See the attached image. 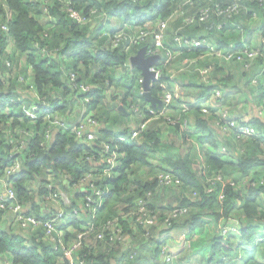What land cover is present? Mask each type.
I'll use <instances>...</instances> for the list:
<instances>
[{
	"label": "trees",
	"instance_id": "16d2710c",
	"mask_svg": "<svg viewBox=\"0 0 264 264\" xmlns=\"http://www.w3.org/2000/svg\"><path fill=\"white\" fill-rule=\"evenodd\" d=\"M191 1L194 7L184 6L183 16L169 19L164 48L171 51L174 58L170 64L165 65V50H162L159 61L154 64L155 68L160 70V77L150 81L152 95L160 98L164 91L169 89L172 93L171 101L168 105L162 103L161 107L152 108L144 96L132 93L136 87V73L139 70L134 67L133 74L119 70L128 59L125 44L113 49L102 48L104 40L98 37L97 28H92L89 22H77L68 12L69 8L74 9L86 19H92L93 10L98 13L107 10L112 16L124 14L128 17L131 0H0V179L13 187L24 209L31 203V209L25 210V213L45 218L54 212V209L48 203L46 210L41 212V202L44 200H38L29 192V183L38 178L46 179L48 172L56 176L60 173L68 175V180L61 185L62 189L70 194L71 200V204L64 209L65 222L63 220L61 228L62 240L66 245L74 242L78 233L86 231L82 226L90 217L89 213L81 209L89 194V185L78 191H74L71 186L79 184L86 173L93 172V184L96 187L109 188L98 217L93 221L94 230L89 234L91 242L83 241L79 250L74 253L76 263L83 260L85 264H174L173 259L168 262L160 252L165 239L156 243L153 236L179 229L190 247L203 245V238L194 241L197 234H202L203 229L202 237L213 232L210 229L209 232L205 230L206 224L210 222L214 223L215 230L217 228L218 231L210 236L209 248L202 246L203 250H209L205 264H264V0H238L239 9L236 15L217 16L212 11L206 21L196 22L183 30L184 16L196 14L201 7H212L213 3L224 6L234 2ZM182 2L183 0H152L148 4L147 1L142 2L140 7L135 8V26L141 25L145 20L141 10L146 4L159 7L154 12L150 11V16H146L148 19H155L156 16L168 19ZM240 23L243 34H250V25L255 24L257 29L256 45L242 43L250 48H258V53L251 59L249 67H246V64L251 60L245 53L241 63L226 62L206 55L208 52L203 48L174 49L170 46L177 32L185 36L200 33L208 34L218 48L227 49L228 39L233 35L237 36L232 25L239 29ZM219 24L222 25L221 28L218 27ZM180 25L183 28L173 33ZM113 32L107 33L112 35ZM151 43L150 35L142 45ZM203 54L206 56L201 59ZM183 60L186 61V66L191 60L194 61L187 71L202 64L211 66V71L206 78L200 77L201 80L190 74L192 77L187 76L182 85V94H176L173 88L167 87V84L172 82L170 67L178 63L181 65ZM224 64L239 65L241 71L238 72L242 82L236 83L232 81L233 76L223 73ZM24 69L30 70L32 85L36 88L38 97L49 101L37 107L38 117L34 123L30 118L19 117L22 107L17 100L19 97L23 101L30 100L26 91L30 85L27 76L19 79ZM69 72L75 73L76 84L83 83L92 88L88 95L94 99L92 107L96 109V116L106 122H109L113 115L124 116V113L116 109L118 103L113 104L112 97L106 101L109 103L107 104L102 93L110 85H118L117 74H120V79H128L121 82L125 91L121 100L123 104H127L128 113V129H123V134L126 136L129 133L130 123L149 119L146 128L140 133V141L118 144L111 138L112 133L102 130L101 137H104L102 140L105 141L97 138L93 144L87 145L81 143L70 130H64L54 134L49 146L40 147L39 142L44 139L43 128L48 123L47 119L54 114L62 117V100L72 106L76 104L73 95L77 94V99L84 97L73 90ZM221 74L226 75L227 84L234 90L240 91L245 87L246 92L242 90L245 93L243 96L249 97L243 100V115L239 116L240 118L233 117L235 125L232 127L228 123L229 120L221 114L223 110L229 112L231 106L226 105L220 113L215 114L216 108L211 107L204 113L201 103L199 104L204 101L209 91L225 88L222 87L223 84L219 87L210 85L213 80L219 83ZM191 78L196 81H191ZM20 85H25V89L21 90ZM161 85H165L166 89ZM193 91L197 92L198 102L196 106L190 104L184 109L182 104L189 102L187 99ZM14 100L16 102H13ZM226 100L227 95L221 96L216 99V104L218 102L219 105H225ZM129 104L138 105L140 117L130 112ZM250 104L255 106L258 115L248 112L247 108L253 107ZM148 106L155 111L154 115L146 110ZM227 117L232 116L229 113ZM211 118L221 137L209 130ZM160 125L168 130L173 129L179 139L185 140L192 136L198 145L209 143L213 148L220 147V153H211L191 145L186 152L182 150L175 155L169 148L177 145V142L173 139L163 142L158 134ZM239 125L252 126L257 133H241L237 129ZM21 131H31L33 135L28 139ZM20 139H23L25 146L14 149L15 141ZM104 143L111 146L113 143L118 144V148L113 151L118 155L117 165L113 167L110 176H100V169L96 170L94 165L87 161V156L97 155L99 158L98 153H104L103 149H100ZM159 146H167L166 156L161 160L162 166L155 167L150 164V159ZM222 147L225 148V153H221ZM14 157L20 161V170L6 175L5 170L16 159ZM144 168L148 172L145 179L139 175V171L142 173ZM160 173H170L178 177L179 183L160 185ZM2 183L0 181V195L4 190ZM44 183L45 181L42 182ZM40 192H44L42 187ZM140 198L145 201L148 210L157 215L155 224L138 226L128 217L129 213L136 211V201ZM8 205L9 202H6L4 207H0V264H69L63 253L53 248L42 227L30 225L22 228L16 220L17 214L11 212ZM174 209L185 210L177 213L175 218L170 217L172 224L166 226L163 221ZM108 221H115L120 226L127 235V241L120 243L117 238L109 240L108 230H104L105 239H94L95 233ZM222 225L237 228V236L233 233L226 237L220 236ZM145 231L149 232L148 239L143 237Z\"/></svg>",
	"mask_w": 264,
	"mask_h": 264
},
{
	"label": "built area",
	"instance_id": "2783aa9c",
	"mask_svg": "<svg viewBox=\"0 0 264 264\" xmlns=\"http://www.w3.org/2000/svg\"><path fill=\"white\" fill-rule=\"evenodd\" d=\"M152 1V0H148ZM133 2V0H132ZM189 6L194 7L193 2L191 0H183V2L177 6V8L173 11V13L169 16L168 19H160L159 16H156L155 19H148L146 16H150V11L154 12L156 8H159L157 6H153L151 4L147 5L146 9L141 11V14L144 15V21L141 25L137 26V29L131 33V32H125V31H119V32H113L112 35H109L108 44L106 47L113 49L120 47L121 45L126 46L127 45H142L145 42V39L148 36H152V43L150 45L146 46L145 49V56H157L160 58V52L162 50H165L164 52V59L163 63L165 65L170 64L171 59L174 58V54L165 49V38H166V29L168 27V21L169 19H172L173 17H176L178 15L183 16V7ZM239 4L238 0H234V2L227 4V5H220L219 3H213L212 7H201L198 9L197 13L194 15H186L184 16L183 23L184 26L193 25L196 22L206 21L211 12H215L217 16H226V17H232L238 13ZM69 16L73 19H75L79 23H87L89 22L90 25L97 24V27L103 28V20L106 17L105 10L101 12H96V10L92 11V19H86L82 17L77 11L74 9L69 8L68 9ZM134 17V18H133ZM132 22L135 26V14L131 15ZM154 25V26H153ZM152 26V27H150ZM221 24L218 25L219 28H221ZM238 27V26H237ZM4 28V27H3ZM102 35H107V32L102 31ZM174 46L172 45L174 49H191V48H203L207 50L206 55H212L213 57H216L219 60L223 61H234L241 63L243 60V53L248 57L249 60L253 59L255 55L258 53V48H250L249 46L243 45L241 48H236L233 45H229L227 49H222L218 47H214L212 42L207 36H185L179 32H177L173 38ZM142 46H145L142 45ZM205 54L201 55L200 58H205ZM129 63V61L127 60ZM157 62V61H156ZM186 62V61H184ZM251 62H247L246 67H249L251 65ZM194 64V61L191 60L186 67H189L190 65ZM130 65V63H129ZM150 71L154 72L155 76L152 78V80H158L160 77V70L155 68L154 64L149 68ZM199 77L206 78L211 71V66L205 65V66H197ZM70 79V83L73 84V90L82 95L83 99H77V94L73 95L76 100V104L81 105L79 109V117L78 119L76 116H72L71 118L67 117H59L58 115L54 114L50 116L47 120L48 123L46 127L43 128V135L44 139L39 142L40 147H46L49 146V143L53 140V136L55 133L59 131L64 130H70L74 136L81 142L86 143L87 145L93 144L95 140L98 138L96 136V121L89 117V111L92 106V101L94 100L89 95V91L92 89L91 87L81 83L76 84V75L74 72H69L68 75ZM137 83H138V96H144V88H143V78L142 76L137 77ZM151 84V82H150ZM30 84L28 86L31 87ZM161 87L165 88V85H161ZM226 88H215L212 91L209 92V94L206 95L203 102H201V108L204 113L208 112L211 107H215L216 99L223 96L224 93H226ZM174 93H178L177 90H173ZM29 93V101H23L20 100L21 97L17 100V103L22 107L21 114H19V117H27L32 119V122L34 123L38 117L36 111L38 106H42L45 103H48L47 101H42V98L38 97L36 88L33 87L32 92L28 91ZM120 92L116 89L114 85H110L106 91L103 92V95L107 100H110L111 97L115 95H119ZM172 93L169 91V89L165 90L163 93V96L159 99L164 103L165 105H168L171 101ZM17 99V98H16ZM13 102H16L15 100ZM150 105V104H149ZM141 107V106H140ZM182 107L184 109H187L189 105L187 103H183ZM130 112L134 113L136 116L140 117V111L137 104H129ZM146 110L150 112L151 114H155L154 110L150 108L149 106L146 107ZM164 110L162 109V112ZM261 112V111H260ZM222 116L229 120V125L232 127L235 125V120L233 117H227L229 115L228 111L223 110ZM46 120V121H47ZM149 119H140V122L138 123H130V131L127 133L126 136L121 138H115V141H127V142H136L140 138V133L143 131L144 128H146V125L148 123ZM238 131L245 134H255L257 131L252 126H242L239 125L237 127ZM23 132V131H21ZM31 131H24L23 134L28 136V139L30 138ZM27 139V140H28ZM14 143V141H13ZM24 142L23 139L16 140L14 149L18 148L19 146H23ZM25 146V145H24ZM104 153L99 152V158H97V155L95 156H87V161L94 166L101 162L104 167L100 168V176L107 175L110 176V173L115 167V161H116V154L113 152L115 149L118 148L116 144L113 143V146L109 145L108 143L102 144ZM225 153V148L222 149L221 153ZM14 161L12 164H10L7 169L5 170V174H14L20 170V161L17 159V157H14ZM97 167V166H95ZM46 175V179H37L36 181H31L28 185L29 192L39 198H42L44 202H41V205L43 206L41 208V212L45 211V206L50 203L52 209H54V212H51L48 214L45 218H37L33 216L30 213H25V210L27 208H23V206L19 203L16 193L12 186L7 185L5 183V180L0 179L2 181L3 185V192L0 195V207H4L6 205V202H9V209L11 212L16 213V220L20 224L22 228H27L28 226L33 227H42L44 229L45 237L52 242L53 248L60 250L63 253V256L68 259L69 264H85L83 260H80L79 262H74V253L79 250L81 247V244L83 241L91 242L89 239V234L93 232L94 228V220L97 219L99 210L103 206V200L109 193L108 186H101L96 187L93 182V176L91 173L88 172L84 175L81 182L77 184L76 186H71L74 191H78L79 189L83 190L88 187L89 194L86 196V199L83 203V208H81L86 213H89L90 217L86 221V223L82 226L86 229L85 232L78 233L77 238L74 242L71 244H67L62 240V223L65 222L64 215H65V208L69 206L68 204H71L70 200V194L66 193L61 185L62 182H66L68 180V175L60 173L59 176L52 175L50 172ZM158 180L160 185H175L179 183L178 177L170 174V173H160L158 174ZM45 181L44 184L42 182ZM95 183V182H94ZM44 189V192H40V188ZM149 195V193H147ZM137 209L134 213H129L128 217L132 220V222L135 225H152L155 224L157 221V215L153 213L152 211L148 210L146 207V203L143 199H137L136 201ZM185 209L182 210H176L170 211L168 213V217L165 221H163V224L166 226H170L172 224L170 217H176L177 213L184 212ZM76 211V210H74ZM21 212H24L25 214H22ZM74 213V212H73ZM64 220V222H63ZM108 230L107 235H110L109 240H112L114 238L119 239L120 243H123L124 241H127V235H125L120 228L119 225L115 221H108L105 225L102 226V229L95 233V240H103L105 239V231ZM237 228H234L232 226H225L222 225L219 231V235L222 237H226L228 234L233 233V235L236 234ZM54 233V234H53ZM145 234L143 237H146L148 239L150 237L149 232H144ZM149 235V236H148ZM189 245V244H188ZM160 252L162 255L165 256V259L170 262L172 259L171 253L168 251V248L166 245L162 246L160 249Z\"/></svg>",
	"mask_w": 264,
	"mask_h": 264
},
{
	"label": "crops",
	"instance_id": "0c3cea01",
	"mask_svg": "<svg viewBox=\"0 0 264 264\" xmlns=\"http://www.w3.org/2000/svg\"><path fill=\"white\" fill-rule=\"evenodd\" d=\"M144 1H147V4L150 2L148 0H133V2H132V0H131L132 4H130V6L128 8V11H127L128 17H126L124 14H121L120 16H112V13L110 11L105 10L106 17L103 20L104 27L103 28L97 27L96 26L97 24L90 25L92 28L96 27L97 28L96 32L98 34V37L99 38H103L104 41L101 44L102 48L107 46L108 40H109V34H108V36L107 35L106 36L102 35V31L103 32L125 31V32L133 33L137 29V26H134V24L132 22L131 15L132 14L134 15L136 13V9L135 8L140 7L141 3L144 2ZM147 4L144 7H142L141 11L146 9ZM177 21H179V20H177ZM105 25H106V27H105ZM232 26H233L234 31H236L237 36L233 35V37L228 39L229 45L231 44V45L235 46L236 48H241L243 46L242 43H248V44H252V45H254V44L256 45L257 44L258 36H257V29H256L255 24L254 25H250L251 27L249 26L248 30H249L250 34H248V33L247 34H243L242 33V25H241V23H240L239 29H236L235 25H232ZM183 27H185L183 30H185L187 28V26H183ZM183 27H181V25H180L179 27H177L173 31V33L176 30H178L180 28H183ZM190 36H207L210 39L208 34H204L203 35V34H200V33H196V34H193V35H190ZM170 43H171L170 46H172V45L174 46L173 40ZM212 44H213V42H212ZM146 46H147V44L145 46H140L138 48L137 45H127L126 44L125 50L128 53V59L127 60L129 61L130 57L135 55L137 53V51L141 47H145L146 48ZM213 46L217 47L214 44H213ZM159 59L160 58H157L156 61H159ZM129 63L126 61L123 64V68H122L123 70L122 69H119V70L120 71H127L128 73L133 74L134 67L131 66V64L129 65ZM185 66H186V64L184 63V60H183V63L181 65H180V63H178L176 65H173V67H172V65L170 67L171 68L170 75H171V81L172 82L168 83L167 87L173 88V90H177V92L180 93V94H182V85L185 83V78L187 76L192 77V76H190V74H194V75H196V76H194L195 79L201 80V79H199L200 77H198L199 74H198L197 66H193L194 70L187 71L188 67H186L182 71V68L185 67ZM201 66H205V64H202ZM231 67H234L236 69V72H237V73L235 72V74H233V80L232 81H234L236 83L237 82H242V77L239 76V72H238L240 70V66L239 65L237 66V65L234 64V65H231ZM226 72H227V69L225 68L223 73H226ZM248 74H249V72H248ZM117 75H118V79L117 80H119V83H118V85L117 84H114V85H115L116 89L120 92V94L119 95H115V96L112 97V101H113L112 103L116 104V105L118 103V105L116 106V109L119 110V111H122L124 113V116L118 115L116 117L115 115H113L111 120L109 122H106L104 120H100L96 116V109L94 107L91 106L90 111H89V117H91L92 119H94V121H96L97 129H96L95 132H96V136L99 139H101V141H105V140H102V139H105V138L101 137L102 130H106V132L112 133L113 137H111V138L115 139V138L124 137L125 134H123V129L127 128V125H126L127 120H128V113H127V109H126V105L127 104L126 103L123 104L122 100H121V99H123V96L125 95V91H124V89H122L123 85H122L121 82H123L125 80H128V79H124L123 77H121V79H120V74H117ZM226 75H222V74L220 75V77H219L220 84L217 83L216 80H213V82L210 84L212 86L215 85L214 87H217V86L219 87L220 85L223 84L224 86H222V87L231 88V90L226 88L227 93L223 94V97H224V95H227V97H228V100H226V102H225L226 104L224 105V104L221 103L222 105L221 104L219 105L218 102H217V104H215V107H214V108H216L215 114L217 112L220 113L221 110L226 105H228L229 107L231 106L228 113H230V115L232 117L240 118L239 116L243 115V113L245 112V109H244L245 102L243 100H244V98H249V97H246V96L244 97L243 96V94H245L243 92V91H245V87H242L243 91L242 90L239 91V90H236V89L234 90L232 87H230V85L227 84L228 80H225ZM136 76L137 77L141 76L139 71L136 73ZM115 80H116V78H115ZM191 81H196V80L191 78ZM135 82H136V87H135L134 90H132V93L134 95H136L137 92H138L137 78H136ZM163 89H166V87L163 88ZM104 91H106V89ZM209 92L207 94H209ZM196 93H197L196 91L195 92L193 91L192 94H191V97L189 99H187L189 101L188 103L186 102L188 105H190V104H192V105L194 104L195 105L198 102L196 100V98H197ZM231 93H233V95ZM102 95H103V93H102ZM154 97L159 99L156 96H154ZM104 98H105V96H104ZM42 101L49 102L48 100H45V99H42ZM106 101H108V100L106 99L105 102ZM245 101H247V99H245ZM201 102L202 101H200L199 104ZM235 102H238V104L236 106H234ZM106 103L109 104L108 102H106ZM113 104H111V105L113 107H115V105H113ZM148 104H150V103L148 102ZM251 105L253 106L251 108H247V106H246V108L248 109V112H251L252 114L253 113L256 114L255 106L253 104H250V106ZM80 107H81V105H78V104H74V105L70 106L69 104L66 103V100H62V117H67V118H71L72 119L71 115H73V116H76V118L78 119ZM249 115H250V113H249ZM256 115H258V113ZM112 120H114V121H112ZM211 121H212L211 123L209 122V127H210L209 130L211 132H214L217 137H219V136L221 137V133L215 127L212 118H211ZM156 130H157V127H155V131ZM158 134H159V137L161 138V140L163 142H165V140L166 141H170L172 139H173V141L177 142V145H172V147L169 148V149L172 150V152L175 155H178L180 153L179 151L187 150V148L190 147L191 145H195L196 147H201V148H203V150L209 151L211 153H215V154L216 153H220V147L213 148L212 146H210L209 143H205V144H203V146H201L200 144L198 145L196 143V141L193 139L192 136H190V137L188 136L185 140L183 138L179 139L177 132H175L173 129L172 130L171 129L168 130L165 126L163 127V126L160 125V130H159ZM139 141H140V138H139ZM116 142L119 144L121 142H127V141H117L116 140ZM117 143H116V145L118 146ZM221 145L222 144L220 143L219 146H221ZM166 147L167 146H159L158 149L156 148L157 150H155V154H153V156L151 157L152 159H150V164L152 166H155V167H161L162 166L161 160L166 156V151H165ZM223 148L224 147H222L221 149H223ZM100 149H103V147L100 146ZM185 152H183V153H185ZM116 157H118V155H116ZM115 165H117L116 161H115ZM95 166H97V167H95ZM95 166L94 167L97 170L98 168L99 169L102 168L103 164L101 162H99ZM147 173L148 172L146 171L145 168L142 171V173H141V170L139 171V175L142 178H144V179L147 177ZM155 175L156 174H154V176ZM26 208L28 210H30L31 209V203H28L26 205ZM230 221H233V220H230ZM209 229L213 230V232H210L205 237H202L203 236V232H204V229H203V232H202L201 235L197 234V236L195 238L196 241H194V242H197L198 239H202L203 238L204 244L202 246H206L207 248H209V241L211 240L210 236L212 235V233L218 231L217 228L215 230L214 223H210V222H208L206 224V226H205L206 232H209L210 231ZM181 233H182V230L178 229V230H174V231L172 230L171 232L166 233V234H160L159 236L155 235V236H153L154 237V242L159 243V242H162L163 239H165V242H164L163 245L167 246L168 251L172 255V259H173V263L174 264H196V261H197V264L205 263V259L209 255V250H205L203 252H201V251L198 252L197 251V246L198 245H195V246L193 245V247H190V245H188V242L186 243L185 238L184 239H180L181 237H179V236H183ZM235 236H237V234H235ZM205 238H206V240H205ZM258 257L260 258L261 256L259 255Z\"/></svg>",
	"mask_w": 264,
	"mask_h": 264
},
{
	"label": "water",
	"instance_id": "95a60500",
	"mask_svg": "<svg viewBox=\"0 0 264 264\" xmlns=\"http://www.w3.org/2000/svg\"><path fill=\"white\" fill-rule=\"evenodd\" d=\"M145 47H141L137 53L130 57L129 62L131 66L137 68L143 78V88H144V97L146 101L150 103L152 108L156 106L161 107L162 101L160 99L155 98L150 93V81L154 78V72L150 71L149 68L156 63L157 56L146 57Z\"/></svg>",
	"mask_w": 264,
	"mask_h": 264
},
{
	"label": "rangeland",
	"instance_id": "374dc122",
	"mask_svg": "<svg viewBox=\"0 0 264 264\" xmlns=\"http://www.w3.org/2000/svg\"><path fill=\"white\" fill-rule=\"evenodd\" d=\"M224 67L227 69V72H226V74L228 75V76H230V77H232L233 76V74H235V72H236V69L234 68V67H231V66H228V65H225L224 64ZM14 70H16V68H13ZM20 77H19V79H21V77H24V76H27V79H28V82H30V84L32 85V79H31V77H30V70L29 69H24V71H22L21 73H20ZM118 77V75H116V78ZM220 83V82H219ZM20 89L21 90H24L25 89V85H20ZM32 89H33V85L31 86V87H29V88H27L26 89V91H31L32 92ZM232 95H233V93H231ZM238 104V102H235L234 103V106H236ZM61 105V104H60ZM62 106V105H61ZM242 106V105H241ZM213 227V226H212ZM211 227V228H212ZM213 234V233H212ZM259 236V235H258ZM179 237H181L180 239H184V237L183 236H179ZM197 251L198 252H203V251H205V250H203L202 249V245H198L197 246ZM259 255V254H258ZM205 264V263H204Z\"/></svg>",
	"mask_w": 264,
	"mask_h": 264
}]
</instances>
